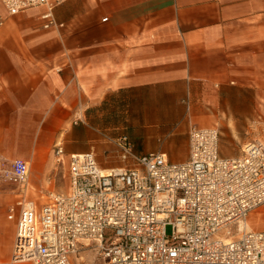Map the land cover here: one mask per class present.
<instances>
[{
  "label": "crops",
  "instance_id": "crops-1",
  "mask_svg": "<svg viewBox=\"0 0 264 264\" xmlns=\"http://www.w3.org/2000/svg\"><path fill=\"white\" fill-rule=\"evenodd\" d=\"M43 13L9 16L0 2V160L30 164L38 206L69 193L74 154L125 168L112 140L129 126L136 154L172 162L189 158L193 127L218 128L224 157L264 140V0H69L55 10L60 29ZM16 202L0 182V258L32 264L11 262ZM247 226L264 231V205ZM84 260L102 264L93 250Z\"/></svg>",
  "mask_w": 264,
  "mask_h": 264
},
{
  "label": "built area",
  "instance_id": "built-area-1",
  "mask_svg": "<svg viewBox=\"0 0 264 264\" xmlns=\"http://www.w3.org/2000/svg\"><path fill=\"white\" fill-rule=\"evenodd\" d=\"M68 1L0 0L9 16L43 9L45 29L64 27L55 10ZM220 138L218 128L193 127L189 158L176 163L138 155L128 135L117 136L125 168L103 170L93 152L74 154L69 193L49 192L41 206L30 197V164L0 160V182L17 198L11 262L85 264L93 250L102 264H264V231L247 226L264 205V140L224 157ZM55 156L65 163L61 144Z\"/></svg>",
  "mask_w": 264,
  "mask_h": 264
},
{
  "label": "rangeland",
  "instance_id": "rangeland-1",
  "mask_svg": "<svg viewBox=\"0 0 264 264\" xmlns=\"http://www.w3.org/2000/svg\"><path fill=\"white\" fill-rule=\"evenodd\" d=\"M124 132H125V135H128L129 136V138L132 140V129H131V126H129V129H124ZM119 135H121V134H119ZM249 137V136H248ZM260 138H257L256 140H259ZM247 141V138H243L242 140H241V142H237V141H235V140H232V141H230L229 142V148H236V147H238V148H240V150L242 149V146H243V144L245 143ZM251 141V140H250ZM253 141H255V140H253ZM249 141H247L246 143H248ZM224 145V142L223 141H221L220 140V150L222 151V146ZM182 159V157H178L177 158V160H181ZM171 161H173V160H171ZM184 161V160H183ZM183 161H175V162H183ZM233 230L235 231V232H237V227H235V226H233Z\"/></svg>",
  "mask_w": 264,
  "mask_h": 264
}]
</instances>
